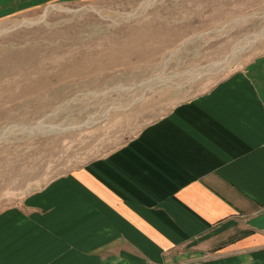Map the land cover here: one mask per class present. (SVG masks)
<instances>
[{
	"label": "rangeland",
	"instance_id": "rangeland-1",
	"mask_svg": "<svg viewBox=\"0 0 264 264\" xmlns=\"http://www.w3.org/2000/svg\"><path fill=\"white\" fill-rule=\"evenodd\" d=\"M264 53V0H0V210Z\"/></svg>",
	"mask_w": 264,
	"mask_h": 264
},
{
	"label": "crops",
	"instance_id": "crops-1",
	"mask_svg": "<svg viewBox=\"0 0 264 264\" xmlns=\"http://www.w3.org/2000/svg\"><path fill=\"white\" fill-rule=\"evenodd\" d=\"M0 264H264V53L1 209Z\"/></svg>",
	"mask_w": 264,
	"mask_h": 264
}]
</instances>
